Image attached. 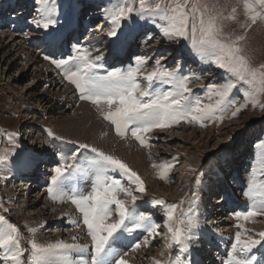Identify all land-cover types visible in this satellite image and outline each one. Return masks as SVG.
I'll list each match as a JSON object with an SVG mask.
<instances>
[{
  "label": "snow or ice",
  "instance_id": "snow-or-ice-1",
  "mask_svg": "<svg viewBox=\"0 0 264 264\" xmlns=\"http://www.w3.org/2000/svg\"><path fill=\"white\" fill-rule=\"evenodd\" d=\"M241 3L248 21L241 27L264 22V0H241ZM41 12L37 27L45 30L55 27L56 7L51 0H42ZM133 13L141 18H151L166 39L188 40L195 56L224 70L231 79L219 86L209 85L208 99L215 97V102L202 104L199 98L190 99L192 80L179 74L178 68L162 66L159 59L155 60L151 71H145L148 60L144 57H137L134 66L127 69L107 70L101 62L102 55L93 56L89 48L74 45L72 55L51 62L63 70L65 80L74 86L79 99L95 106L102 119L113 126L118 137L126 139L130 134L141 147L150 148L146 137L155 130L171 128L181 121L205 127L206 121L222 120L223 116H217V113H223L228 107L234 108L231 118H236L249 104L253 108L261 104L264 64L255 67L244 54L241 42L245 36L232 38L224 31V21H237L236 7H232L230 14L225 16L220 7L209 0H138V7L130 0H110L104 9V18L111 25L107 36L118 50H122L124 43L123 22L129 20ZM45 59L49 57L45 56ZM238 83L246 86L245 103L236 107L229 96ZM161 85L170 88L162 90ZM78 147L94 155L89 157L73 151L71 155L62 156L52 170L47 192L53 202L70 201L75 206L91 240L90 249L88 245L75 242L58 240L40 244L33 239L27 264H130L126 258L128 252L121 250L127 236L146 234L132 245L131 251L136 252L141 247L150 246V238L160 235L158 229L161 225L137 205L138 194L146 192L144 181L116 156L86 143H80ZM8 162L9 154L0 155V172ZM173 166L172 163L152 164L157 177L165 182ZM110 172H119L127 184ZM250 176L243 193L250 205L246 211L235 214L238 221L264 217V180L260 179L264 176V142L257 145ZM79 180L91 181L87 194L77 190ZM66 191L72 194L66 195ZM152 204L163 210V227L169 234L166 248L175 246L178 252L187 253L183 257H170L167 262L153 259L152 264H195L190 258L188 245L198 227L194 211L178 214L176 204H166L163 200H155ZM71 223L76 225V221ZM237 227L242 231L236 233L225 264H264V231L248 235L243 224ZM29 231L35 233V229ZM72 239L75 241L77 238ZM24 254L19 229L0 215V262L25 264Z\"/></svg>",
  "mask_w": 264,
  "mask_h": 264
},
{
  "label": "rangeland",
  "instance_id": "rangeland-1",
  "mask_svg": "<svg viewBox=\"0 0 264 264\" xmlns=\"http://www.w3.org/2000/svg\"><path fill=\"white\" fill-rule=\"evenodd\" d=\"M69 1L73 3V1L75 0H51V3L57 5V7L62 9L63 4H67ZM93 1L96 3V5L93 8L88 5L86 10L87 12H84L82 15H79L82 17H78L79 25H80L79 32L77 31L75 32V28L68 27L72 31L71 39H69L68 41L69 48L73 46L72 43L74 44L76 42V39L73 37L74 33L75 36L77 33L78 40L80 41V43H76V45L83 46L82 40L84 34L82 33L85 31V17L87 19L88 16L90 17L91 15L93 16L94 14H96L97 13L96 9L99 10L98 13L100 14L94 17V20L92 22L90 21L89 23H86V26H92V25H94L95 27L99 25L103 26V28L100 26V28H102V31L100 33L104 35H102V37L99 39L100 44L96 43V40L94 41L97 44L95 48L103 49L104 43H108V45L111 44L113 45L112 40L109 39L107 36V31L110 29L111 25L108 24L104 18L105 4L106 6H108L110 0H93ZM130 2L135 3V5L138 7V0H130ZM209 2L216 3L220 7V10L223 11L225 16L230 14L232 7L237 8V21L235 23L231 21H224L225 34L231 36L232 38L238 35L245 36L246 39L241 42V46L244 49V54L249 58L253 66L258 67L264 64V22L258 21L256 24L251 25L250 27L247 26L241 27V25L248 24L247 18L244 16L243 13L241 0H209ZM86 3L87 0H81V2L78 4L79 6L84 7L86 6ZM40 4L42 6V0H33V3L31 4L30 8L28 9L27 12H25L29 16L28 19H30V14H31V19L35 16L37 9L40 7ZM23 5L28 6V3L25 2ZM99 5L100 7L98 8ZM22 9L23 7L19 10L18 14L14 16L15 18L9 17L10 19H7L6 24H4L5 23L4 21L3 22L0 21V26L3 24L0 27V37L3 35V38L1 37L2 40L5 37L7 38L8 35L10 36L11 34L14 35L13 32L11 33L12 30L10 29L8 30L7 26L9 25L10 26L20 25L19 30L21 31V33L18 32V34L20 35L19 37L12 36L11 37L12 39L10 38V40L7 39L6 41L4 40L5 41L4 43L2 44L0 43V155L9 154L8 165L5 167L3 171L5 172L4 177L2 180L0 179V215H2V212L4 210L5 211L8 210L6 208H8L9 206L10 199L6 197L7 192L9 191V193H11L13 189H16L15 194L17 193L19 194L17 196V199L11 200V202L13 201L14 204L16 200H18L19 202L24 200L25 197L27 198L28 196L27 195L25 196L22 191L26 190L29 184L24 189H22V187L27 184L28 180H30V183H33L34 188L29 199L32 200L30 203L34 202V205L32 208L28 206V208L24 211V215H29L32 217L34 216L33 214H35L36 212H41L42 209L46 207V212L48 213L49 217L47 216L43 218L44 219L49 218L50 221H57L56 219L58 218V216H60L58 208H62L61 206L63 207L65 206L64 208L66 214L68 216L71 215L73 218L72 219L68 218L66 214L62 212V217L67 218V220L65 221L67 223V224L65 223L66 226H64L65 224L64 225L61 224V226L55 228V226L58 225L55 224L54 227H52L51 229L48 228L44 232L46 234L44 237L46 239H51L52 238L51 236L53 235L52 232L55 231V233L58 236H62L61 239L64 240L63 235L66 232L68 236L67 243L75 242L82 245H88L90 249L91 242L89 244L86 243L87 242L86 239L88 238L87 229L85 228L82 231H80L79 226L77 227L76 225L71 223V221H76L79 222L80 226L81 224H83V221H81L82 216L76 210V208L74 209L73 206L68 207L69 206L68 204L71 202L70 201L63 203L52 202L51 199L48 197L46 198V200L51 201L50 202L51 204H49L47 207L46 206L47 203L45 202L44 198L41 197L42 190L48 194L47 188L50 186V184L48 183H50V179L53 174L50 172H52L53 168L60 163L61 154H62L60 150V146H61L60 141L56 140L54 143L50 141L51 138L48 131L45 128V123L49 121L56 122V120H59L60 117L64 119H73L77 113L73 110L78 109L80 107V104L86 105L93 114L99 112L97 111L96 107L93 106L92 104L85 101H81L79 99V93L75 90L74 86L69 84L65 80L63 73L61 75L62 69L57 68L55 64L51 62L52 60L66 59L67 57L73 54V49L71 51L69 50V52H66L65 50L64 55L58 54L60 47L56 45L58 44L57 41L55 42V46H51L50 44L51 40L53 39L58 40V36L61 35V34L59 35V33L65 30L63 29V27L67 26V24L55 25V27L50 28L45 32L41 28H37L36 32L28 31L27 30L28 26L22 25L20 22L17 21V18H19L18 15H20L23 11ZM9 10L10 8L7 9V14L9 13ZM9 15L10 14H8V16ZM139 19H141L143 23L147 25L145 31L150 33L152 36H155V38L149 44L146 43V48H149L150 50L147 52V54H143L141 52V47L137 45V43H140L142 40V37L139 36V33L128 35V37L125 40H128L129 42V46H128L129 52L127 50L126 54L128 55L129 53L130 57L131 56L135 57V54H133V52L137 50L138 52L137 56L139 57L142 56L144 58H147L148 63L147 65H145V71H149V67L151 66L149 65V61L152 55H155V59H159L160 61H163L166 60V58L170 55L171 53L170 51L175 49L174 52H176V54L174 58L171 60L172 65L180 61L181 55H184L185 58L189 57L190 54H191L190 56L192 57L194 56L192 54L193 51L191 49L190 42L188 40H183V39H175L171 41H168L169 39H167L168 42L166 43L163 42L162 44H160V47L154 51V46L158 43H161V40L165 41L166 38L162 35L160 30L156 26H155L156 28H154L153 25L150 24L151 18H148L147 16H145V18H141L136 13H133V15L129 20L123 22L124 26L121 29V32L123 33L122 39L124 38V34H125V25L132 24L135 21L138 22ZM91 34L94 35L95 33H91ZM31 35L42 36L40 38L44 37L46 41L44 39H39V41L36 40L32 42L31 46H27V44L24 43V40L33 37ZM105 36H107L108 38V40L106 39V41L103 38ZM131 36H133V38ZM85 38L86 36L84 37V40ZM1 39L0 41H2ZM11 40H13L12 43H9V41ZM20 41L23 43H20ZM101 41H103V46L101 44ZM109 41L111 43H109ZM84 43L86 44L87 48L91 47V49H93L92 46H94V44L92 42L87 41V43L86 42ZM42 44L48 45L46 52L45 51L41 52L40 50L37 49L39 46L40 47L44 46ZM23 51L26 54L23 55L22 54ZM107 51H108L107 49H104L105 53ZM118 51H119L118 54L122 52L120 50ZM179 52H182V54H178ZM20 54L21 56L19 57ZM101 55L104 56L103 54ZM45 56L49 57V59H45ZM26 57H30L34 61H37V63L30 66L31 63H27ZM115 57L116 59H118L117 58L118 56ZM36 58H38L39 60H37ZM46 61L47 62L50 61V65H48L49 67L47 68L48 72H51L52 75L58 77V81H61L60 86H62L63 89L70 87V91L74 93V97H73L74 101L71 103L73 105L70 106V108L72 109H69L66 112L64 111L66 107L63 108L64 110L61 108V105L65 106V104L63 103V101H61L60 98L61 95L58 94V88L60 86L54 87L51 86L50 84L47 85L46 82L42 81L44 79L47 80V78L43 79V77L46 75L42 74L43 71L41 72L40 70V68L43 67V65H45ZM129 62L126 59V63H128L127 65H131L129 64ZM197 62L203 65L205 63V62L203 63L200 59H198ZM206 64L213 65L211 63H206ZM208 71L214 77L212 81L214 85L217 86L222 85L226 82L227 79H231L230 74L226 73L222 69H218L215 65L211 66V68L209 67ZM45 73L47 75L49 74L47 72ZM142 83H146V82L142 81ZM245 87L246 86H243L238 83L237 88L233 89L232 93L229 96V99L235 104L236 107H239L241 104L245 103L244 100ZM44 90H46L47 92L45 95L46 98L51 97L52 103L55 104V108L54 109L52 108L53 110L51 111L49 105L47 104H45V106H43L42 108L43 103H41V100H43V98H41V100H39L38 102L37 100H34L35 95L41 94L42 92H44ZM194 92L196 93L197 91L192 90V94L190 97L191 99H194L193 97V94H195ZM196 96L198 97L201 96L202 99L199 98L200 100H204L205 98L208 99L207 94L206 96H204L202 90H200V94L198 91ZM215 99H216L215 97L211 99L213 103L215 102ZM211 100L207 102L209 103ZM260 100H261L260 105L253 108L251 104H249L246 108H244V110H242L239 113V115L236 118H231L230 115L232 114V111H234V108L228 107L223 113L220 112L217 113V116H221V115L223 116L222 120L216 121L217 120L216 119V120L206 121L205 127H200V125L195 122H188V124H186L185 122H184L185 124H176L173 127H171L170 130H168V132L169 131L172 132L171 137L176 138L173 141H169V143L165 141L154 142V140L153 141L148 140V143L151 145V147L143 148L139 145L137 141L136 142L133 141L134 139L131 137L130 134L128 137L131 139H129L128 137L126 139H121L120 137L116 138L118 141L126 142L128 145H130V147L137 149L138 152L144 153V151H148L147 161L154 160V162H156L157 164L172 163L174 165L167 174L168 176L167 182L160 180L157 177V170L152 167V163L145 166L146 169L144 170L143 173V179L146 181V183L144 182L146 192L143 194H138L140 198L137 200V205L141 206V210L144 211L145 209L152 207L151 206L153 205L152 202L155 200H163L165 201L166 204H176L178 206L177 207L178 214L180 213L186 214L184 211V206L188 202H189L188 205L190 204V201H192L194 194H198V195L204 194V197L201 198V201L202 199L203 201H206L207 199L208 201L207 206H208L212 204V201L210 200L213 199L212 197L214 193H216L217 196L219 195V200L224 203L220 205L217 203L218 200L217 202L215 201L214 207L217 208L214 209L213 215H211V217L208 218L207 222L209 221L210 223L214 221L218 222L221 216H222V220L226 219L224 215L226 214L227 210L223 211L224 210L223 207H226V205L230 201V198L231 199L233 198L232 200L233 202H235L233 206L234 210L230 212L232 221L235 218V214L237 212H241L239 208H241L242 206L239 205L242 202H245L244 203L245 205H243L244 207L245 206L249 207L250 202L248 201V199L245 198V196H242V189L246 190L248 187V183L246 186L244 185V183L246 184V181L244 179L245 178L244 175L246 174V172L244 169L240 170L239 165L244 164V160L246 159L247 162H249L247 166H249L251 162L253 165L254 157L257 152V149L255 148L256 147L255 143H257L258 140L256 139L261 138L260 143L264 142V107H262L264 106V97H261ZM26 104H28L27 108H25ZM34 107L37 108V110L39 109L44 112L43 113L38 112L35 114L33 112ZM57 111L61 113L63 112V114L61 113L58 114L56 113ZM83 111L84 110L79 109L78 114L81 115ZM26 117H29L31 119H29V121L25 124ZM187 127H191V128L187 129ZM183 129H187V131H184ZM193 129L199 130L198 136L196 138H192L191 136H189L193 134ZM25 131H27L26 135H25ZM260 132H262L263 135H260ZM204 134L207 135L206 137L208 138L212 136L211 139H202ZM147 136L148 137L151 136L150 133ZM159 136L162 139L166 135L164 136L159 135ZM183 136L185 137L188 136L189 138L185 139V137ZM33 141H36V147L31 151L25 150L26 145L32 143ZM116 145L117 144L113 146L116 147ZM69 148L71 151H76L79 152L81 155H83L81 149H77L76 147H69ZM251 150L253 151V153H251ZM153 152H155L156 154L152 155ZM11 153H15V155H11ZM42 155L45 158L52 159L53 163L46 165L45 163L40 162L37 164V167L32 172L34 173L33 175L35 176L37 175L43 176L44 177L43 179L47 180V182H45L44 185L40 184V181L38 180H40L41 176L39 177L33 176L32 178L28 177L30 179L28 178L22 179V183L19 182L17 184L12 185L13 183V180L11 179L12 172L19 170L18 172L22 173V171H24V164L26 162H30L31 160H38L41 158L43 159V157H41ZM65 156L68 155L65 154ZM229 157H230V162L228 161ZM225 165H228L226 166L227 168L225 167ZM242 167L243 166H241V169ZM232 168L234 169L236 168L238 173H240L241 176L240 184L238 182L239 189L235 190L234 183L233 184L230 183V181L226 180L225 178V184H228V187L231 185L230 188L231 191H229V194L231 195L224 194L222 196V190H221V186H223V183L221 182L222 177H224L223 175L232 173L234 171V169ZM221 170L223 171V173H221L222 172ZM217 172H218L217 177L212 179L213 181L209 180L211 177L209 176L210 173H213L212 176L214 177V175ZM248 172L251 174L252 170L250 169ZM110 175H113L115 178L120 179L122 183L127 184L126 178L123 177L119 172H110ZM260 179L264 180V176H260ZM87 182H88L87 185H82L80 187L82 180H79L80 184L77 190L79 192H83V194H87L91 189L90 180H88ZM208 183H209V187H208L209 189L206 190V185ZM18 188L21 189V192ZM71 194H72L71 192L66 191V195H71ZM32 195H34L35 197H31ZM192 204L193 206L195 205V203L192 202L190 206H192ZM156 208L157 210H159L158 211L160 213L159 217L151 214L150 212L149 214H151L153 216V219L161 225V227L158 229L160 235L156 236L155 238H150V246L141 247V249L137 250L136 252L131 251L132 245L136 243L138 240H142L144 238V235H146L141 233H133L131 236H127L125 244L121 246L122 251L128 252V256L126 258L129 259L130 264H152L153 259L167 262L170 257H177V256L183 257L187 255V253L178 252V249L175 246L172 249L166 248V243L169 234L167 232V229L163 227V223H164L163 210L159 206H156ZM201 210L202 208L199 206L196 211L197 214L198 212L201 214ZM196 212H195V216L197 215ZM5 218L10 223L14 224L17 227V223L14 220L15 217H13L12 219L9 217V214H6ZM215 218L217 219L214 220ZM234 222H229L227 224V227H224V225L222 227L221 225L219 228L213 229L217 232L216 235H218L217 237L219 239V242L218 241L216 242V240L213 241V239L211 241L209 239V237L215 232L214 231L208 237L209 239L207 242L208 250L212 252L214 249H216L217 246V248L219 249L218 251L220 253H218L219 255L217 257H215V255L213 254H211L210 257L208 256L205 257L202 264L205 263L217 264L216 261H218L219 264V262L225 261L228 253L231 251L232 244L235 242L236 234L234 231L235 228ZM236 224H238V222ZM240 224H243L244 227H247L248 235H254L257 232H261V229H264V225H263L264 217H256L248 222L241 220ZM224 229L226 231H224ZM240 231H242V229ZM196 232L197 234L194 233L193 238L190 241H188L189 249L191 247V244H194L197 241H199L200 237L207 235L206 229L204 228V226H201L200 223H198ZM19 233L21 236H25V237L27 236L25 231L21 229ZM73 237H76L77 239L73 241L72 239ZM208 258L209 260L207 261Z\"/></svg>",
  "mask_w": 264,
  "mask_h": 264
},
{
  "label": "bare ground",
  "instance_id": "bare-ground-1",
  "mask_svg": "<svg viewBox=\"0 0 264 264\" xmlns=\"http://www.w3.org/2000/svg\"><path fill=\"white\" fill-rule=\"evenodd\" d=\"M79 1L81 2V0H75V1H73V3L69 1L67 4H63L62 9H60L59 7H57V5L54 4L55 7H56V14H55V17H54L57 20L56 25H58V24H62V25L67 24V26H64L63 27V29L68 30L67 37L65 38V40L67 41V47H68V41H69V39H71V35H72V31L68 27L75 28V30L77 32H79L80 25H79V19H78V17H82V16H79V15H82L84 12H87L86 10H87V7L89 5V3H88L84 7L79 6V4H78V3H80ZM87 1H90V3L93 2V0H87ZM25 2L28 3V6L23 5ZM32 3H33V0H3V1H1V3H0V11H1V13H0V21H2V22L4 21L5 22L4 24H6L7 19H10L11 17L16 16L18 14L19 10L23 7V9H22L23 11H22V13L20 15H18L19 18H17V21L20 22L22 25L28 26V28H27L28 31H34V32H36V29L37 28H41V27H37L36 22L42 18V12H41L42 6L40 4V7L37 9L35 16L31 19V14H30V19H28L29 16L25 12L28 11V9L30 8V6H31ZM7 7L8 8H11L9 10V13H8V14H10L9 16L7 14V9H8ZM99 7H100V5L98 6V8ZM106 7L107 6L105 4V8ZM5 8H7V9H5ZM81 9H83V10H81ZM96 11H97V13L94 14L93 16L91 15L90 17L88 16L87 19L85 18V31L82 33V34H84L83 40H84V37L86 36L84 42L87 43V41H88V42H92L94 44V46H92L93 49H91V47H88L90 50H92L93 56L103 54L104 56H102L103 57V60L101 62L105 65V69H107V70H111L113 68H119L121 70H124V69H127L129 66H134L135 59L137 57H139V56H137V54H138L137 50L133 52V54H135V57L133 56L134 57L133 60H132V57L129 56V53H128V55L126 54L125 55V58L122 60V58L124 57V53L121 52L120 54H118L119 51H115V50H113L112 53L113 54H117L116 56H118L117 57L118 59H116V60L108 59L107 58L108 51L106 53L104 52V49H106L107 46H109V47L112 46V45H108V43H104V48L103 49L100 48L99 51H96L97 48H95V47L97 46V44L94 41L96 40V38H98V42L97 43H100L99 42V39L102 37V35H104V34H101L100 33L102 31L103 26H102V28H100L101 25H99L97 27H95L94 25H92V26H86V23H89L90 21L92 22L94 20V17H96V16H98L100 14V13H98L99 10L96 9ZM30 13H31V11H30ZM39 13H40V15H39ZM36 15H38V16H36ZM76 22H78V23H76ZM136 22L137 21L133 22L132 24L125 25V34H124V38H123L124 43L128 47L129 46V42H128V40H125L128 37V35H133L135 33H139V36L142 37V40H141L140 43H137V45H139L141 47V52L143 54H147V52L150 49L149 48H146V43L149 44L150 42H152L154 40L155 36H152L150 33H148L147 31H145L147 25H145V23H143V21L141 19H139L137 23ZM157 22H159V21H157ZM150 24H152L153 27L156 28L155 27V23H153L152 20H150ZM19 26H10V25L7 26L8 30L9 29L12 30L11 33L13 32L14 35L13 34H11V36L8 35L7 38L4 36L5 38L3 40L1 39V37L3 38V35H2L0 37V39L2 41H0V43L1 44L4 43L7 39L10 40V38L12 36L19 37L20 35L18 34V32L21 33V31L19 30ZM41 29L44 32L47 31V30H45L43 28H41ZM91 33H95V34L93 35ZM38 35H40V34H38ZM31 36H33V35H31ZM40 37H42V36H33V37H30V38H27L26 37L27 39L24 40V43L27 44V46H31V43L34 42V41H36V40L39 41V39H44L46 41V39L44 37L43 38H40ZM131 37L133 38V36H131ZM149 37H151V39H149ZM103 38H104L105 41H106V39L108 40L107 36H105ZM58 40H55V39L51 40L50 41L51 46H55V42L57 41V43H58ZM83 40H82L83 47H86V44L83 42ZM12 41L13 40L9 41V43H12ZM134 41H135V38H134ZM168 41H171V40L169 39ZM168 41H167V39L165 41L161 40V43H158V44H156L154 46V51L157 50L160 47V44H162L163 42L166 43ZM76 42L74 44L72 43V45L73 46L76 45ZM126 42H128V43H126ZM20 43H23V42L20 41ZM77 43H80V41L78 40ZM109 43H111V42L109 41ZM56 45H58L60 47V50H59L58 54L64 55V51L65 50L61 48V46L59 45V43L56 44ZM73 46L70 47V48L69 47L66 48V50H67L66 52H69V50L71 51L73 49ZM102 46H103V44H102ZM47 48H48V45H44V46H41V47L39 46L37 49L40 50L41 52L42 51H45L46 52ZM174 50H171L170 51L171 53L166 58V60L160 61L161 65L164 66V67H167L168 69L178 68L179 69V74H181L183 76H186V77H189L192 80V82L189 85L190 88L193 91H197V92L199 91V94H200V90H202L204 96H206V94H207V87L209 85H213V82L212 81H213V78L214 77L208 71L209 67L211 68V66H213V65H207L204 62H203L204 65L201 64V63H198L197 60L199 58L197 56H195L193 53H192L194 55L193 57L190 56L191 54L187 58H185L184 55H181L180 56V61L178 63L172 65L171 60L174 58V56L176 54V52H174ZM128 52H129V50H128ZM22 54L24 55L26 53L23 51ZM178 54H182V52H179ZM20 56H21V54L19 55V57ZM140 57H142V56H140ZM26 58H27V63H31L30 66H32L35 63H37V61H34L30 57H26ZM36 59L39 60L38 58H36ZM126 59L128 60V62L130 60L129 64H131V65H127L128 63H126ZM155 60H157V59H155V55H152L150 57V61H149V65H151L149 67V71H151L153 69V67L155 66L154 65ZM48 65H50V61L49 62L46 61L45 62V65H43V67L40 68L41 72L43 71L42 74L46 75V76L43 77V79L44 78H47V80L44 79L42 81L46 82L47 85L50 84L51 86H54V87L55 86H60V82L61 81H58V77L52 75L51 72H48V70H47V68L49 67ZM45 72H47L49 74L47 75ZM62 73H63V70L61 71V75H62ZM214 74H216V73H214ZM160 87L162 88V90H169V88H170V86H168V85H161ZM61 88H62V86H60L58 88V94L61 95L60 96L61 101H63V103L65 104V106L64 105H61V108L63 109V108L66 107L65 110L63 109L66 112L67 110L72 109V108H70V106L73 105L71 103L74 101L73 100L74 99L73 98L74 97V93L70 91V87L65 88L66 90L63 89V88L61 90ZM204 89H206V90H204ZM197 92L196 93L194 92L195 94H193V97L194 98H201L202 99L201 96L200 97L196 96ZM205 92H206V94H205ZM46 93H47L46 90H44V92H42L41 94L35 95L34 100H37V102H38L39 100H41V98H43V100H41V103H43L42 108H43V106H45V104H47V105H49V108H50V111H51V110H53L55 108V104L52 103L51 97H49V98L47 97L46 98V96H45ZM209 100L210 99L205 98L204 100H201V103L202 104H207L208 103L207 101H209ZM210 103H213L212 100L208 104H210ZM27 105L28 104L25 105V108L28 107ZM105 108H106V106H105ZM79 109L84 110L81 115L78 114ZM40 111L41 110H39V109L37 110V108L34 107L33 112L35 114L38 113V112L39 113H43L44 112V111H41V112ZM73 111L77 112L76 113V116L73 119H64V118H61L60 117V119L59 120H56V122L49 121V122L45 123L46 130L48 131V133H51V135H50V138H51L50 141L54 143L56 140H59L60 143H61V146H60V150H61V153H62L61 154V157L62 156H65V154L71 155V153L73 151H71L69 147H76L77 149H79L78 145L80 143H86L90 147H95V148H97V149H99L101 151H104L107 154H110L111 153L112 155H114L117 158L121 159L133 171L137 172L138 175H142L140 177H142L141 179L146 183V181L143 179V173H144V170L146 169L145 166H147V165H149L151 163L152 164L153 163H156V162H154V160H148L147 161V159H148V155H147L148 154V151H144V153L138 152L137 149H134V148L130 147V145H128L126 142L118 141L116 139V138H118V136L115 134V131H114L113 126L110 125L105 120H103L102 117H101V115L99 113L93 114L86 105L80 104V107L78 109H74ZM56 113L59 114L61 112H58L57 111ZM61 114H63V112ZM29 119H31V118L26 117L25 124L29 121ZM73 120H75V121H73ZM218 120L219 119H217L216 121H218ZM184 122L185 121H181L179 124H185V123L188 124V122H185V123ZM27 128H29V127H27ZM190 128L191 127H187V129H190ZM170 129L171 128H167V129H164V130H155V131H153V132L150 133L151 136H149V137L147 136L146 138H147V140H150V141H153L154 140V142L155 141H157V142L158 141H163V142L165 141V142H168L169 143V141H173V140L176 139V138L171 137L172 132L171 131H169L170 133L168 132V130H170ZM187 129H183V130L184 131H187ZM198 132H199V130L193 129V134L192 135H189V136H191L192 138H196L198 136ZM26 133H27V131H25V135H26ZM159 135H162V136L166 135V136H164V138L161 139ZM260 135H263L262 132H260ZM206 136L207 135L204 134V136L202 137V139H211V137H212L211 136V137L208 138ZM183 137H185V136H183ZM188 138H189L188 136L185 137V139H188ZM129 139H131V138H129ZM260 140H261V138L258 139L257 145L260 144ZM69 141H71V143H69ZM133 141L136 142V140H133ZM206 142H208V141H206ZM115 144H117L116 147L113 146ZM35 147H36V141H33L32 143L26 145L25 150L31 151ZM81 151H82V154L83 155L86 154L89 157H91L92 155H94L93 153H91L88 150L81 149ZM251 153H253L252 150H251ZM155 154H156L155 152L152 153V155H155ZM252 156H251V158H252ZM41 157H43V155ZM44 158L45 157H43V159L41 158V159H38V160H31L30 162H26L24 164V171H22V173L18 172L19 170H16L15 172H12V177H11V179L13 180L12 185L17 184L19 182L22 183V179H24V178H27V177H31L32 178L33 176H35V175H33L34 173L32 171L37 167V164L38 163L43 162L46 165H49V164L53 163L52 162V159H49V158H45L44 159ZM228 161L230 162V157H229ZM226 166H228V165H225V167ZM248 171L247 172L245 171L246 174L244 175L245 176L244 179L246 181V184L244 183L245 186L247 185V183L249 184V180L251 178L250 173ZM4 173L5 172H3V171L0 172V179L1 180L4 177ZM50 173H53V172H50ZM221 173H223V171ZM212 174L213 173H210V175H209V176L212 177V178L210 177V179H209L211 181H213L212 179H214V178L217 177L218 172L214 175V177L212 176ZM39 176H41V175H37L35 177H39ZM50 176H51V174H50ZM43 178L44 177L41 176L40 180H38V181H40V184H43L44 185L45 182H47V180H44ZM240 179H241V176H240V173H238V175L232 179V182L230 181V183L236 184L235 190L239 189L237 183L239 182V184H240ZM226 180H229V179H226ZM87 181L88 180H82V183H81L80 187L82 185H87L88 184ZM48 184H50V183H48ZM79 184H80L79 181H77V189L79 187ZM28 187L32 190L31 191V193H32L33 192V188H34L33 183H30ZM208 187H209V183L206 185V190L209 189ZM27 188H26V190H27ZM226 188H227L226 189V192H227L226 195H231V194H229V191H231V189H230L231 188V185L229 187L226 186ZM80 189H82V188H80ZM19 190L21 192V189H19ZM218 190H219V187H218ZM24 191H22V192H24ZM244 191H245V189H242V196H244L243 195ZM15 193H16V189H13V191L11 193H9V191L7 192L6 197H8V199H10V202H9L8 208H6L8 210H6V211L4 210L3 212L6 213V214H9V217L12 218V219H13V217H15L14 220L17 223V228H19V231L21 229V230L25 231V233L27 234L26 237L20 235L21 243H22L21 244V247L25 249V254H24L23 260H24L25 264H27L28 259H30V241L31 240L34 239V240H36L40 244H47V243L55 242V241H58V240H62L61 239L62 236H58L55 233V231L52 232L53 235L51 236L52 237L51 239H46L44 237L46 235L44 232L48 228L51 229L52 227H54L55 224H58L57 226H55V228H57L58 226H61V224L64 225L66 223L65 221L67 220V218H63L62 217V212H64L66 214L65 208H64L65 206L64 207L61 206L62 208H58V211H59L60 216H58V218L56 219L57 221H50L49 218H45V219L43 218V217H47L48 216V213L46 212V207L44 209H42L41 212H36L35 214H33L34 216L31 217L29 215H24V211L28 208V206L32 208L33 205H34V202L33 203H30L32 201V200L29 199L31 193L28 195L27 198L25 197V199L22 200V201H20V202L18 200H16L15 201V204H14L13 201L11 202V200L17 199V196L19 195L18 193L17 194H15ZM41 193H42V196L41 197L44 198L45 202L47 203L46 206L48 207V205L51 204L50 202L51 201L53 202V200H51V201L46 200V198H48L49 196L43 190L41 191ZM81 193H83V192H81ZM8 195H10V196H8ZM31 197H35V196L32 195ZM203 197H204V194H202V195L201 194H199V195L198 194H194V196L192 198V201H190V204L192 202H194L195 205L193 206V204H192V206H190V204L188 205L189 202L186 203V205L184 206L185 213L186 214H189L190 211H194V213H195L197 211V208L199 206H201V202H202L201 201V198H203ZM216 199L218 200V202L216 201L218 204L221 205V204L224 203V202H222V201L219 200V195H218V197ZM232 199L230 198V201L226 205L227 208L226 207H223L224 208L223 211L227 210L226 214L224 215V217H226L225 220H222V216H221L219 218L218 222H216V221L211 222V223H210V221L207 222L208 218H210L211 215H213L214 208H217V207H213L212 206V205H215V201L212 204L208 205L210 207H213L212 208V211L210 212V214L208 216L205 217V216L200 215L199 212H198V214L196 212L197 215L195 217L197 219V222L200 223L201 226H204V228L206 229V233H207V235L202 236L203 237L202 240L205 239V236H207V238H208L211 235V233H213L215 231V230H213L214 228H219L221 225H222V227H223V225H224V227H227V224L229 222H234L235 221L234 222V227H235L234 228V231H235V234L238 231L241 230L240 228L237 227V225L240 224L241 221H238L236 218H234L233 221L231 220L230 212L232 210H234V207L233 206L235 204V202H233ZM231 200H232V202H231ZM210 201H212V199ZM41 202H42V200H41ZM244 203L245 202H242L239 205V206H242L241 208H239L241 212L246 211L247 208H248L247 206H245V207L243 206V205H245ZM68 205H69L68 207H72L73 206V208L75 209V206L72 203H69ZM151 206L152 207H150L148 209H145L144 211H148V213L150 212L151 214L156 215V216L159 217L160 216V213L158 212L159 210H157L156 206H153V205H151ZM216 211H218V210H216ZM3 212H2V215L4 217H6V214H4ZM66 216L68 218H70V219L73 218L71 215L68 216L66 214ZM216 219L217 218H215L214 220H216ZM58 221H60V222H58ZM81 221H83V220H81ZM237 222H238V224H236ZM66 224L64 226H66ZM76 225L79 226L80 231H82L83 229L86 228L85 226H83V224H81V226H80L79 222H76ZM244 228L247 229V227H244ZM30 229H35V233L34 234L31 233L29 231ZM224 231H226V230L224 229ZM261 231H264V229H261ZM216 233L217 232L215 231L209 237V239L211 241L213 239V241L216 240V242L217 241L219 242V239L217 237L218 235H216ZM195 234H197L196 230H195ZM63 237H64V240L63 241L67 242L68 236H67V233L66 232L64 233ZM214 238H216V239H214ZM81 239H82V237H81ZM86 241H87L86 242L87 244H89L91 242L90 239H89V237L86 239ZM205 244L207 245V242L204 241L203 244H202V250H201V252H203V246H205ZM218 250L219 249L216 246V249H214L212 251V254L215 255V257H217L219 255L218 253H220ZM189 252H190V249H189ZM211 258H213V257H211ZM227 258H228V255H227ZM258 258H259V256H258ZM226 259H225V261H226ZM214 260H215V258H214ZM225 261L219 262V264H225ZM216 262L218 264V261H216ZM0 264H2V262H0Z\"/></svg>",
  "mask_w": 264,
  "mask_h": 264
}]
</instances>
